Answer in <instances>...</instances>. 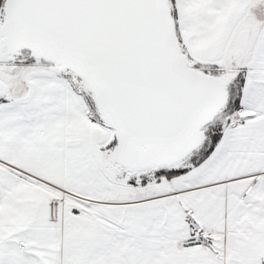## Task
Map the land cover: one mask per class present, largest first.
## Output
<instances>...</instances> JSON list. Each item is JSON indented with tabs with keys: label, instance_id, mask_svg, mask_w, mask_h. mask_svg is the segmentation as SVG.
I'll list each match as a JSON object with an SVG mask.
<instances>
[{
	"label": "snow or ice",
	"instance_id": "6c2138e0",
	"mask_svg": "<svg viewBox=\"0 0 264 264\" xmlns=\"http://www.w3.org/2000/svg\"><path fill=\"white\" fill-rule=\"evenodd\" d=\"M0 264H264V0H0Z\"/></svg>",
	"mask_w": 264,
	"mask_h": 264
}]
</instances>
